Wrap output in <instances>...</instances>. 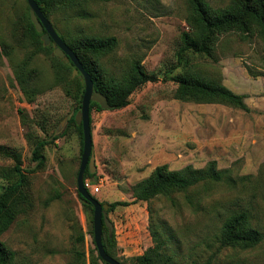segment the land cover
Listing matches in <instances>:
<instances>
[{
	"label": "rangeland",
	"instance_id": "374dc122",
	"mask_svg": "<svg viewBox=\"0 0 264 264\" xmlns=\"http://www.w3.org/2000/svg\"><path fill=\"white\" fill-rule=\"evenodd\" d=\"M204 1L212 8L230 3ZM26 12L25 0H0V193L16 179L9 172L14 165L11 154L16 153L32 201V209L19 215L0 241L13 252L12 264H81L73 255L78 248L73 236L82 229L81 249L90 264L96 252L76 186L80 140L75 126H67L78 103L44 52L32 59L42 92L32 103L24 99L13 67L35 50L26 36ZM187 16V0L88 1L54 9L50 21L65 42L85 36L116 38L114 50L93 61L104 78L129 71L135 60L157 78L136 89L122 109L92 110L96 168L88 180L98 186L93 196L100 202L130 203L107 214L117 257L124 264H135L136 257L153 247L150 228L160 232L161 227L173 231L165 253L175 264H264V41L256 34L243 38L231 32L219 37L211 56L183 52L181 35L190 31ZM185 71L246 95L250 111L176 99V80ZM39 140L49 143L38 168L32 150ZM211 161L218 169H230L235 183L200 185L174 194L173 202L161 196L131 203V186L155 167L201 169ZM55 194L58 197L46 206ZM239 212L248 214L261 241L251 248L221 246L223 222Z\"/></svg>",
	"mask_w": 264,
	"mask_h": 264
},
{
	"label": "trees",
	"instance_id": "16d2710c",
	"mask_svg": "<svg viewBox=\"0 0 264 264\" xmlns=\"http://www.w3.org/2000/svg\"><path fill=\"white\" fill-rule=\"evenodd\" d=\"M35 1L40 6L44 16L50 21L51 14L58 6L73 8L88 1L107 2L108 0ZM25 2L27 3L26 0ZM187 5V24L189 25L190 31L181 35L183 52L188 51L194 55L211 56L219 37L231 32L237 33L243 38H248L256 34L264 41V0H230V3L224 8H212L204 0H187ZM23 20L26 24L25 31L27 39L35 47L33 52L25 56L23 60L16 63L13 67L15 81L24 99L28 103H32L42 92L38 84V79L41 75L32 66V59L37 53L44 52L50 57L56 75L59 77L61 74L67 80L69 84L68 93L78 103V109H76V112H78L84 92L82 76L78 74L75 78H72L74 65L56 56L53 53L52 44L48 46L43 45L41 35L44 31H37L31 22L28 5ZM61 38L65 40L63 36ZM65 43L76 54L84 69L91 76L94 90L106 96L108 104L113 110L126 107L129 104L130 95L136 89L147 82H154L157 79L155 76L147 74L138 60L131 63L129 71L123 72L118 77L109 75L107 78H104L94 67L93 61L108 55L114 50L117 45V40L113 36L103 38L88 36L80 38L74 37L72 40H66ZM177 79L174 96L178 100L197 103H222L245 112L250 111L244 101L246 95L234 93L218 80L203 78L193 71H185ZM93 109L96 111L106 110L99 103L91 101L89 116ZM75 114L73 113L70 116L67 121V126H75L80 140V153H82V127L76 125ZM63 133H65V130L60 134ZM48 143L47 140H39L33 146L32 161L36 162V167L38 168L45 162L42 151ZM11 158L13 159L14 165L9 172L13 176H16V179L0 193V236L10 228L19 215L26 214L32 209V201L28 193V177L21 168V157L19 154L12 153ZM230 172V169H218L215 161L209 162L206 167L201 169L186 166L179 170H171L166 164L159 165L154 168L147 178L131 186L130 191L133 198L131 203H149L151 200L161 196L167 197L173 202L174 198L172 196L174 194L185 193L200 185L204 187V185L227 183V185L231 186L235 183V179L232 178ZM91 177H93V174L89 173L86 169L84 180ZM87 191L92 195L89 190ZM77 196L87 213L89 223L88 234L93 238V206L91 203L85 202L78 192ZM55 197H58L57 194L49 197L44 204L46 206L49 205ZM186 199L190 205L196 206L190 196L186 195ZM129 204V202L125 201L110 203V208L107 213L113 211L117 206H127ZM102 229V246L105 252L124 264L117 257L115 230L110 232V229L104 223H102ZM81 230H78L77 235L73 236L74 241L78 244V248L74 249L73 255L79 263L86 264V253L81 249L85 234ZM150 231L153 247L136 257L134 263L175 264L172 256L165 253L169 242L174 239L173 231L171 232L163 227H161L160 232L151 228ZM220 233L218 241L221 246L251 248L261 241L260 233L251 226L249 216L246 212L230 214L223 222ZM92 242L94 244V241ZM93 252H96V255L91 254L90 264H95L97 261L105 264L99 257L95 245ZM13 257V252L6 248L0 241V264H12ZM205 264H210V261H207Z\"/></svg>",
	"mask_w": 264,
	"mask_h": 264
},
{
	"label": "water",
	"instance_id": "95a60500",
	"mask_svg": "<svg viewBox=\"0 0 264 264\" xmlns=\"http://www.w3.org/2000/svg\"><path fill=\"white\" fill-rule=\"evenodd\" d=\"M29 7V17L36 30L41 32V41L44 46L53 45L54 54L62 58L65 62H71L74 65L72 76L80 74L84 83V92L81 99V106L79 111L75 114V123L82 127V153L80 157V164L77 172L76 186L77 192L84 199L85 202L91 203L93 206V241L97 249V253L105 264H122L118 260L109 256L102 246V223H104L109 231H114L113 223L109 220L107 212L110 205L102 203L92 195L83 186L84 175L86 169L89 173L94 174V152L92 148V136L90 128L89 106L91 101L100 104L103 109H111L108 104L106 96L94 90L93 81L88 72L80 63L76 54L68 47V45L61 39L56 28L44 16L40 6L35 0H26ZM65 119L62 121V125Z\"/></svg>",
	"mask_w": 264,
	"mask_h": 264
},
{
	"label": "built area",
	"instance_id": "2783aa9c",
	"mask_svg": "<svg viewBox=\"0 0 264 264\" xmlns=\"http://www.w3.org/2000/svg\"><path fill=\"white\" fill-rule=\"evenodd\" d=\"M83 186L86 190H89L92 195L99 191L98 186H94L88 179L83 181Z\"/></svg>",
	"mask_w": 264,
	"mask_h": 264
},
{
	"label": "flooded vegetation",
	"instance_id": "af4514ba",
	"mask_svg": "<svg viewBox=\"0 0 264 264\" xmlns=\"http://www.w3.org/2000/svg\"><path fill=\"white\" fill-rule=\"evenodd\" d=\"M43 33V32H42ZM53 46V45H52Z\"/></svg>",
	"mask_w": 264,
	"mask_h": 264
}]
</instances>
